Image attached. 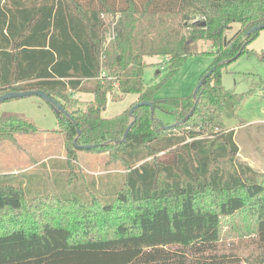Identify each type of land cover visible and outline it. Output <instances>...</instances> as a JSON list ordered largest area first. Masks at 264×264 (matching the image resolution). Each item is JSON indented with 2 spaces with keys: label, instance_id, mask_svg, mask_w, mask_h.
Masks as SVG:
<instances>
[{
  "label": "trees",
  "instance_id": "16d2710c",
  "mask_svg": "<svg viewBox=\"0 0 264 264\" xmlns=\"http://www.w3.org/2000/svg\"><path fill=\"white\" fill-rule=\"evenodd\" d=\"M262 23L264 0H0V95L41 89L70 112L76 122L56 113L64 164L88 150L125 166L75 182L56 173L57 193L33 174L0 173V264H264V252L242 263L219 250L224 221L243 216L264 251V171L239 158L226 123L246 95L222 81V68L241 55L264 59L249 49L260 31L248 33ZM199 40L211 49L197 50ZM205 53L213 62L202 77L212 71L196 98L157 97L190 55ZM156 55L167 58L165 76L147 85L146 56ZM77 93L93 95L85 109L69 107ZM127 94L155 110L104 116L111 96ZM195 104L175 127L155 113L177 122ZM39 130L0 111V140Z\"/></svg>",
  "mask_w": 264,
  "mask_h": 264
},
{
  "label": "rangeland",
  "instance_id": "374dc122",
  "mask_svg": "<svg viewBox=\"0 0 264 264\" xmlns=\"http://www.w3.org/2000/svg\"><path fill=\"white\" fill-rule=\"evenodd\" d=\"M239 27V23H233L228 36L233 35ZM195 48L199 51L210 50L211 45L199 40ZM249 49L258 52L264 50V29L249 44ZM166 60L164 55L146 56L145 84L153 85L161 81L165 76L163 68L167 67ZM212 62L213 56L206 53L190 55L180 69L160 86L157 97L193 95L203 72ZM222 73L226 88L246 95L238 110L239 116L226 121L230 128L236 130L239 158L248 160L255 169L264 171V59L255 54H243L223 67ZM72 98L69 106L72 110L85 109L93 95L77 93ZM137 101L136 94H127L118 99L111 96L104 116L112 118L124 111L128 112ZM0 111L21 113L40 129L34 133H17L14 141L0 140V173L33 174L36 180L45 181L50 192L57 193L53 183L56 173L64 179L72 174L75 182L76 178L86 175L98 176L124 170V164L109 153L88 150L78 151L70 166L64 164L67 159L65 135L55 130L58 128V119L52 105L38 95L8 99L1 103ZM155 113L165 123L176 122V117L168 112L157 109ZM219 250L237 254L242 263L261 255L264 251L259 246L254 221L251 218L246 220L243 216L226 219L221 229Z\"/></svg>",
  "mask_w": 264,
  "mask_h": 264
},
{
  "label": "water",
  "instance_id": "95a60500",
  "mask_svg": "<svg viewBox=\"0 0 264 264\" xmlns=\"http://www.w3.org/2000/svg\"><path fill=\"white\" fill-rule=\"evenodd\" d=\"M201 25H205L206 22L203 21L200 23ZM262 29H264V23L262 24H259V25H256L254 26L253 28H251L248 33H251V32H257V31H261ZM212 69L210 71H208L199 81V83L197 84V87L193 93V97L196 98L197 95H198V92L203 84V82L205 81V79L207 78V76H209V74L211 73ZM31 95H38L40 97H42L44 100H46L47 102H50L52 104V106L55 108V111L57 114H59L60 112H63L65 113L68 117H72L70 112L59 102L57 101L55 98H53L51 95H49L46 91L44 90H41V89H31V90H22V91H8L2 95H0V103L8 100V99H12V98H20V97H25V96H31ZM140 105H148L151 107L152 111H154V103L150 100H143V101H140V102H137L136 104H134L131 109H130V115H133L135 109L137 107H139ZM195 107H196V104L195 106L193 107V109L191 110V112L182 120L180 121H177L173 124H170L168 125V127H175L177 126L178 124H181V123H184L194 112L195 110ZM72 120L74 122L75 119L72 117ZM133 121L128 125V127L126 128V131L124 133V136L123 138L121 139V141H124L125 138L127 137L128 133H129V130L131 129L132 125H133ZM81 130L80 128H78V133H80ZM76 145L80 148H91V147H94L96 146V144H86V145H81L79 144L77 141H76Z\"/></svg>",
  "mask_w": 264,
  "mask_h": 264
},
{
  "label": "crops",
  "instance_id": "0c3cea01",
  "mask_svg": "<svg viewBox=\"0 0 264 264\" xmlns=\"http://www.w3.org/2000/svg\"><path fill=\"white\" fill-rule=\"evenodd\" d=\"M90 100H92V99H90ZM90 100H88V101H90Z\"/></svg>",
  "mask_w": 264,
  "mask_h": 264
}]
</instances>
